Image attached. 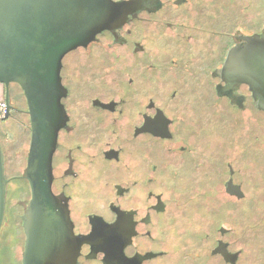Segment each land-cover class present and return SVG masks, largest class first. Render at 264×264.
<instances>
[{"label":"flooded vegetation","instance_id":"flooded-vegetation-1","mask_svg":"<svg viewBox=\"0 0 264 264\" xmlns=\"http://www.w3.org/2000/svg\"><path fill=\"white\" fill-rule=\"evenodd\" d=\"M256 2L139 0L120 27L63 56L51 181L59 219L41 229L46 264H237L243 250L227 236L239 235L238 224L225 227L213 202L223 194L230 203L245 198L240 158L261 168L262 178L253 179L263 193L264 112L246 85L226 83L220 69L239 36L264 35ZM13 85L6 118L3 85L0 122L25 115L31 135L26 99L19 87L26 108L16 106ZM247 115L260 123L244 132L239 120ZM0 145L6 176L1 136ZM25 167L13 177L26 181L23 197L10 193L6 177L0 264H23L31 200ZM235 185L242 198L229 193ZM191 194L209 199L210 210ZM248 227L255 241L264 218ZM225 252H237L236 261Z\"/></svg>","mask_w":264,"mask_h":264},{"label":"water","instance_id":"water-1","mask_svg":"<svg viewBox=\"0 0 264 264\" xmlns=\"http://www.w3.org/2000/svg\"><path fill=\"white\" fill-rule=\"evenodd\" d=\"M139 5V0H0V118L5 112L3 85L6 91L4 118L9 114L10 83L18 84L23 91L30 116L31 135L25 115L12 113L6 121L0 122L1 144L6 160L5 176L0 145V227L7 178H10L7 185L10 193L15 195L19 191L17 197H23V191L28 185L26 181L13 177L19 176L26 165L23 177L31 190L29 211L24 222L27 243L23 264H46V259L40 256L41 229L44 225L57 226L59 219L51 181L52 156L62 113L59 74L61 60L69 51L94 41L100 32L120 27L129 15L140 9ZM255 8L258 17L262 8L264 11V0H257ZM238 39L241 41L235 44V49L229 51L220 75L226 83L246 85L256 107L264 112V35L254 33L239 36ZM19 87H10L11 98L17 107L26 108ZM245 118L239 117V125L245 122L244 132L258 127L260 122L256 117L247 115ZM19 119L25 124L20 123ZM242 143L239 141L237 145L241 147ZM236 164L242 168L241 173L246 179L245 198L230 203L223 194L213 202L217 207H213L223 209L225 227L234 226L236 219L235 226L238 224L239 235L231 234L227 238L235 249L243 250L237 264H264L263 229L259 233L255 232L257 236L252 241L248 227L251 221L264 218V191H259L262 190L261 185L255 184L253 179L259 176L262 178V170L251 159L240 158ZM255 187L258 190L254 195ZM228 191L237 198L243 197L239 186L235 185V188H229ZM191 196V202L201 203L199 196L193 198L191 194L189 198ZM15 200L12 199L9 204ZM202 202L207 206L206 211H209L213 203L209 199H203ZM188 217H183L184 222ZM237 256V252L224 253L225 260L231 262L236 261ZM47 261L49 263V257Z\"/></svg>","mask_w":264,"mask_h":264}]
</instances>
